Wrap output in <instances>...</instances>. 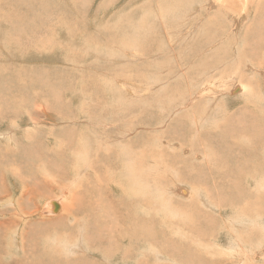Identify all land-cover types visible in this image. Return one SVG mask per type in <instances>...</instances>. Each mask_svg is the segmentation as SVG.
<instances>
[{
	"label": "rangeland",
	"instance_id": "rangeland-1",
	"mask_svg": "<svg viewBox=\"0 0 264 264\" xmlns=\"http://www.w3.org/2000/svg\"><path fill=\"white\" fill-rule=\"evenodd\" d=\"M207 2L0 0V264H264V11Z\"/></svg>",
	"mask_w": 264,
	"mask_h": 264
},
{
	"label": "bare ground",
	"instance_id": "bare-ground-1",
	"mask_svg": "<svg viewBox=\"0 0 264 264\" xmlns=\"http://www.w3.org/2000/svg\"><path fill=\"white\" fill-rule=\"evenodd\" d=\"M46 1V0H45ZM208 7L209 8H211L209 5H211L213 8H219V9H223V10H227L229 13H230V15L232 16V19H233V21L231 22V24H230V27H231V30H235V29H239V28H241V27H239L240 25H241V23L242 22H244V20H246L247 19V17L249 16V11H250V9H251V6L254 4L257 8L255 9V10H253V12H255V15H257V14H259L260 12L259 11H264V0H210V2H209V0H208ZM28 4V3H27ZM191 4H193V3H191ZM200 5V4H199ZM240 5V6H239ZM25 6V5H24ZM39 6V5H38ZM173 6V5H172ZM194 6V5H193ZM32 7V6H31ZM181 7V6H180ZM212 8V9H213ZM29 9V8H28ZM37 9V8H36ZM185 9V8H184ZM198 9V8H197ZM31 10V9H30ZM35 10V9H34ZM182 11V10H181ZM195 12V11H194ZM259 12V13H258ZM223 13H227V12H224L223 11ZM254 15V16H255ZM253 16V17H254ZM29 21V20H28ZM38 23V22H37ZM237 26V27H236ZM36 27V26H35ZM248 27H250V26H248ZM37 28H38V26H37ZM182 33V32H181ZM236 33V32H235ZM255 33V32H254ZM237 34V33H236ZM230 42L232 43V41L230 40ZM195 65V64H194ZM193 65V66H194ZM194 68V67H193ZM202 72H203V69H200ZM195 71H197L196 69H195ZM194 71V72H195ZM200 72V71H199ZM195 77H196V75H195ZM128 79V78H127ZM124 80V79H123ZM124 83V82H123ZM195 86V85H194ZM196 91V90H195ZM248 91V90H247ZM127 92V91H126ZM248 93H249V91H248ZM201 99V98H200ZM200 99H198V100H200ZM183 101V100H182ZM15 102V101H14ZM201 103V100L198 102V104H200ZM181 104V103H180ZM4 105V104H3ZM178 105V104H177ZM196 108V107H195ZM194 108V109H195ZM187 110V109H186ZM188 114V113H187ZM215 115V114H214ZM233 115V114H232ZM195 116V115H194ZM204 116V115H203ZM248 117V119H249V115H247L246 116V118ZM198 118V117H197ZM204 118V117H203ZM213 118V117H212ZM263 118H264V116H263ZM205 119V118H204ZM233 119H234V117H228L227 119H224L223 121H222V130H221V128H220V130H221V132L218 134L221 138H224V136H226L227 138H238V139H241V140H243V138H239V135L240 134H242L243 135V129H244V127H243V121L241 120L240 121V119H238V120H234L233 121ZM262 120V118L260 119V121ZM260 121H258V120H256V124L258 125V127H256V128H254V129H251V130H249V131H247L246 133H245V135L247 134V136H249V139L245 142V143H247V142H249V141H252L253 139H254V134L255 135H257L256 134V132L255 131H261V128H264V125H263V123H264V120H263V122H261L260 123ZM202 122V121H201ZM260 124H262V125H260ZM219 125V124H218ZM209 134V133H208ZM7 135V134H6ZM241 135V136H242ZM262 135V134H261ZM10 136V135H9ZM209 137H211V135H208ZM258 137V136H257ZM213 139V138H212ZM218 139L219 140H221L219 137H218ZM258 139V138H257ZM264 138H260L259 137V143H256L255 145H254V147H256V149H258L259 150V148H260V150H259V152H261V150L264 148V140H263ZM12 140V139H11ZM10 140V141H11ZM238 142H241V141H238ZM241 146H243V145H241ZM245 146V145H244ZM244 146H243V148H244ZM242 148V151L240 150V152H243V149ZM9 148L7 147V148H5V149H3L2 151H1V153L2 154H4V157H5V155H7V158H5L3 161H0V166H1V164H2V166H4V169H5V171H7L9 168H8V163H9V161L10 160H14L13 158H11V155L10 154H8L7 152H10L11 151V149H9ZM249 150H250V148H248ZM35 150H37V149H35ZM96 150V149H95ZM237 151V150H236ZM65 152H68L67 150L65 151ZM124 152H126L125 150H124ZM128 152V151H127ZM254 152V151H253ZM10 153H13V151H11ZM250 153V152H249ZM46 155H47V151H46V153H45ZM260 154H262V153H260ZM45 155V156H46ZM50 154L48 153V156H49ZM251 154H249V156H250ZM259 155V154H258ZM8 156H10V157H8ZM47 156V157H48ZM237 156H239V157H241V155L240 154H238ZM243 156V155H242ZM42 157H44V155L42 156ZM225 157H226V155H225ZM220 158V157H219ZM252 158V157H251ZM251 158H249V162L251 161ZM40 159V155H38L37 156V158H36V160L38 161ZM48 159H51V157L50 158H48ZM47 158H45L44 157V160H42V159H40L39 161L41 162V163H43V165L45 164V165H47V164H49L50 163V161L48 160ZM215 159V158H214ZM229 159V158H228ZM9 160V161H8ZM53 160V159H52ZM51 160V162H53ZM224 162V161H223ZM249 162H247L246 161V165L247 166H245L246 167V172H245V174H246V176L248 175V168L250 169V164H252V163H250L249 164ZM257 162H258V164L260 165L259 166V168L260 169H258V172H259V178H256V177H254L255 178V184H256V186H257V188H259V189H261V190H256V192L258 191L259 193L262 191V193L264 192V185H263V183H264V158L261 160V158H259V160H257ZM212 164H213V162H212ZM232 164H234V162H232ZM215 165V164H214ZM213 165V166H214ZM50 165H48V167H49ZM45 167V166H44ZM56 167V166H55ZM236 167V166H235ZM235 167H234V169H235ZM40 168V167H39ZM51 168V167H50ZM53 168V167H52ZM58 168V167H57ZM214 168V167H213ZM257 168V167H256ZM41 169V168H40ZM214 169H218L217 167L216 168H214ZM227 169L228 170H230L231 168H230V161H227ZM263 169V170H262ZM0 170H3V169H0ZM55 170V169H54ZM58 170V169H57ZM213 170V169H212ZM43 171V170H42ZM225 171V170H224ZM48 172H50V171H48ZM47 172V173H48ZM2 173V172H1ZM49 174V173H48ZM53 174V173H52ZM237 174H239L238 172H237ZM253 174H255V173H253L252 172V174L251 175H253ZM250 175V176H251ZM53 176V175H52ZM238 176H240V175H238ZM255 176V175H254ZM257 176V175H256ZM140 177V176H139ZM248 177V176H247ZM19 178V177H18ZM48 178V177H47ZM224 178V177H223ZM254 178H252V180L254 179ZM260 179V180H259ZM16 180V179H15ZM18 180V179H17ZM148 180V179H147ZM226 180V179H225ZM49 181V180H48ZM242 181V180H241ZM240 181V182H241ZM20 182V181H19ZM53 182V181H52ZM146 183V182H145ZM229 183V182H228ZM228 183H227V185H228ZM257 183H259V184H257ZM234 184V183H233ZM226 185V186H227ZM234 186H236V185H234ZM234 186H232L233 188H234ZM228 187V186H227ZM261 187V188H260ZM0 188H1V184H0ZM237 189V188H236ZM181 191L182 192H184V188H181ZM231 191V190H230ZM233 191V190H232ZM237 191V190H236ZM138 192V191H137ZM236 194V193H235ZM234 193H233V196L235 195ZM237 194H239L240 195V193H237ZM258 194V193H257ZM189 195V194H188ZM100 198V197H99ZM235 198V197H234ZM259 201H262V199L260 200V199H258ZM51 201V200H50ZM138 202V201H137ZM263 205H264V196H263ZM89 203V202H88ZM135 203V202H134ZM256 203H257V201H256ZM260 202H258L257 204H258V206L260 205L259 204ZM48 204H51V202L50 203H48ZM233 204V206H234V204L235 203H232ZM231 203L229 204L228 203V205H232ZM14 205H15V203H14ZM52 205V204H51ZM51 205H50V207H51ZM85 205H86V203H85ZM246 204H244V205H242V206H245ZM249 205V204H248ZM249 206H252V205H249ZM249 206H247V207H249ZM224 207V206H223ZM253 207H255V206H253ZM253 207H252V209H253ZM257 207V206H256ZM52 208V209H51ZM50 209L52 210V212L54 213V211H55V209L53 208V207H51ZM244 209H246L245 207H243ZM263 208V210H264V207H262ZM85 209V208H84ZM49 210V209H48ZM241 210H242V208H241ZM251 209H249V211H250ZM262 210V211H263ZM243 211V210H242ZM241 211V212H242ZM246 211H248V210H245V212ZM253 211H256V210H253ZM258 211V210H257ZM251 212H252V210H251ZM248 213H250V212H248ZM247 214V213H246ZM256 214V213H255ZM259 214H260V212H259ZM263 214V213H262ZM243 215V214H242ZM251 215V214H250ZM112 216H113V214H112ZM258 216V215H257ZM262 216V215H261ZM260 215L258 216V217H261ZM109 217H111V216H109ZM245 217V219L246 220H248V218H247V216H243V218ZM253 218H255V217H253ZM253 218H250V219H253ZM116 219V218H115ZM250 219H249V222H250ZM262 218H260V220H261ZM263 220V219H262ZM63 221V220H62ZM74 221V220H73ZM253 221V220H252ZM254 221H256V219L254 220ZM253 221V222H254ZM258 221V220H257ZM56 222H61V220L60 221H56ZM73 224H74V222H72ZM264 224V223H263ZM249 225H250V223H249ZM258 227L259 226H257V229H258ZM249 228V227H248ZM247 228V229H248ZM193 229V228H192ZM196 229V228H195ZM207 231V230H206ZM250 231H252V230H250ZM264 231V230H263ZM249 232V231H248ZM105 234H107V232L105 233ZM109 234V233H108ZM111 235V234H110ZM112 236V235H111ZM206 236V235H205ZM120 239V238H119ZM147 239H149V238H146V241H147ZM238 239V238H237ZM24 240V239H23ZM239 241V240H238ZM253 241V240H252ZM57 244V243H56ZM83 245V244H82ZM195 245V244H194ZM24 246V245H23ZM113 246H114V244H113ZM55 247V246H54ZM115 247H116V245H115ZM233 249L235 250L236 248L235 247H233ZM180 251V250H179ZM183 252V251H182ZM149 256V255H148ZM144 260V259H143ZM37 261V260H36ZM75 262H76V260H75ZM147 262V261H146ZM72 264H77V263H74V261H73V263Z\"/></svg>",
	"mask_w": 264,
	"mask_h": 264
},
{
	"label": "water",
	"instance_id": "water-1",
	"mask_svg": "<svg viewBox=\"0 0 264 264\" xmlns=\"http://www.w3.org/2000/svg\"><path fill=\"white\" fill-rule=\"evenodd\" d=\"M54 204V208H55V212H58V209H59V205H58V203H53Z\"/></svg>",
	"mask_w": 264,
	"mask_h": 264
},
{
	"label": "crops",
	"instance_id": "crops-1",
	"mask_svg": "<svg viewBox=\"0 0 264 264\" xmlns=\"http://www.w3.org/2000/svg\"><path fill=\"white\" fill-rule=\"evenodd\" d=\"M257 44H259L258 42H257ZM245 47V46H244ZM243 48V47H242ZM246 52V51H245Z\"/></svg>",
	"mask_w": 264,
	"mask_h": 264
}]
</instances>
